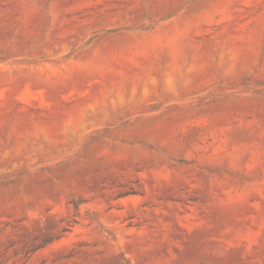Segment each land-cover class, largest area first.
Returning a JSON list of instances; mask_svg holds the SVG:
<instances>
[{
    "label": "rangeland",
    "instance_id": "1",
    "mask_svg": "<svg viewBox=\"0 0 264 264\" xmlns=\"http://www.w3.org/2000/svg\"><path fill=\"white\" fill-rule=\"evenodd\" d=\"M0 264H264V0H0Z\"/></svg>",
    "mask_w": 264,
    "mask_h": 264
}]
</instances>
